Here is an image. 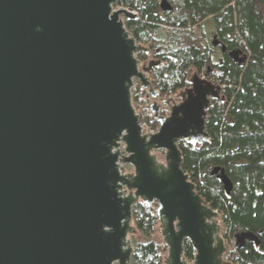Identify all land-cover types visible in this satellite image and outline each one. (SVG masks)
I'll list each match as a JSON object with an SVG mask.
<instances>
[{
  "label": "water",
  "instance_id": "water-1",
  "mask_svg": "<svg viewBox=\"0 0 264 264\" xmlns=\"http://www.w3.org/2000/svg\"><path fill=\"white\" fill-rule=\"evenodd\" d=\"M115 4L0 0V264H129L138 200L156 203L164 264H186L185 240L192 264H230L218 213L182 171L178 148L208 141L220 87L193 72L179 101L156 102L146 74L160 61L140 64L135 54L148 49L123 23L135 13ZM134 79L147 89L153 133L131 103ZM210 175L228 195L223 170ZM232 237L236 248L257 244L248 231Z\"/></svg>",
  "mask_w": 264,
  "mask_h": 264
},
{
  "label": "trees",
  "instance_id": "trees-1",
  "mask_svg": "<svg viewBox=\"0 0 264 264\" xmlns=\"http://www.w3.org/2000/svg\"><path fill=\"white\" fill-rule=\"evenodd\" d=\"M159 2L116 0L115 7L135 13L123 23L148 49L135 54L139 62L160 61L147 73L157 98L176 96L188 86L193 72L220 87L221 98L212 100L206 112L209 139L200 146L179 142L180 167L204 204L217 211L226 242L231 243L236 232L248 231L256 237L257 244L245 241L242 248L231 246L227 261L264 264V0H166L170 9L165 11ZM235 50L241 62L228 56ZM130 92L133 107L144 113L147 130L157 128L156 119L145 109L150 101L147 89L136 80ZM214 167L221 168L231 182L228 195L210 175ZM155 209L156 203L141 200L131 206L134 232L129 264H164L167 248ZM182 254L186 264H192L194 250L187 240Z\"/></svg>",
  "mask_w": 264,
  "mask_h": 264
},
{
  "label": "rangeland",
  "instance_id": "rangeland-1",
  "mask_svg": "<svg viewBox=\"0 0 264 264\" xmlns=\"http://www.w3.org/2000/svg\"><path fill=\"white\" fill-rule=\"evenodd\" d=\"M195 34H200V33H199V32H196ZM206 34H207L208 39H211V38H210L211 35L208 34L207 32H206ZM149 60H153V59L148 58V59H146V61L141 62L140 64H146V62L149 61ZM146 77L148 78L147 74H146ZM136 80H137V79H134V81H136ZM148 80H149V79H148ZM170 98H172V100H173L174 102L179 101V98L177 99V95H176V96H173V97H170ZM161 99H166V98H165V97H164V98H157V99H156V102L160 103V100H161ZM160 108H161V109H160L159 113L161 112V110H164L165 113H164L163 115L167 114V108H166V107L160 106ZM137 111H138V110H137ZM138 114H139V115L142 114V116H143V113L140 112V111H138ZM160 114H161V113H160ZM141 121L143 122V120H141ZM143 128H144V129H143V132L146 133V134H148L147 131H149V130H147L145 124H144ZM123 168H124V171H125V172H130V171H131V167L128 166V165H123ZM217 217H218V215H217ZM132 226H133V225H132ZM159 234H160V233H159ZM128 237H129V240H130V234L128 235ZM160 237H161V235H160ZM223 240H224V239H223ZM130 243H131V241H130ZM224 245H225V247H226V253H227L228 250L231 249V246H233V240H232L231 243H228V242H226V241L224 240ZM166 254H167V253H166ZM224 254H225V253H224ZM165 257H166V255H165ZM224 260L227 261V259H224Z\"/></svg>",
  "mask_w": 264,
  "mask_h": 264
},
{
  "label": "built area",
  "instance_id": "built-area-1",
  "mask_svg": "<svg viewBox=\"0 0 264 264\" xmlns=\"http://www.w3.org/2000/svg\"><path fill=\"white\" fill-rule=\"evenodd\" d=\"M144 114V113H143ZM142 118H143V116H142V114L140 115V119L142 120ZM142 124H143V126H144V121L142 122ZM144 129V128H143ZM157 130V128H155V129H150L149 131H147L148 133H153V131H156ZM185 143V142H184ZM227 256H228V254L225 252V254H224V259H227Z\"/></svg>",
  "mask_w": 264,
  "mask_h": 264
},
{
  "label": "flooded vegetation",
  "instance_id": "flooded-vegetation-1",
  "mask_svg": "<svg viewBox=\"0 0 264 264\" xmlns=\"http://www.w3.org/2000/svg\"><path fill=\"white\" fill-rule=\"evenodd\" d=\"M220 229H221V228H220ZM233 247H235L234 244H233ZM235 248H236V247H235Z\"/></svg>",
  "mask_w": 264,
  "mask_h": 264
}]
</instances>
